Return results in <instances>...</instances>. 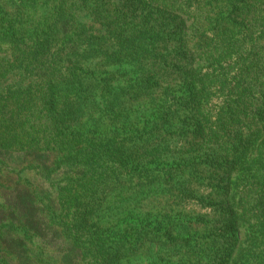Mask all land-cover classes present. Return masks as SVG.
<instances>
[{"label":"trees","instance_id":"trees-1","mask_svg":"<svg viewBox=\"0 0 264 264\" xmlns=\"http://www.w3.org/2000/svg\"><path fill=\"white\" fill-rule=\"evenodd\" d=\"M71 1L0 0V108L16 127L0 119V141L27 146L28 167L44 181L47 171L73 169L59 179L78 188L74 211L91 198L99 209L130 184L135 194L121 202L142 214L170 208L179 237L147 228L131 242L135 230L73 232L46 216L61 257L27 247L21 239L39 237L38 190L9 223L12 234L0 233V264L38 256L42 264H117L135 256L140 239L177 242L168 255L178 264H204L222 248L224 264H264V0ZM41 87L50 90L53 129L64 117L88 124L84 132L50 136L48 109L30 94ZM58 187L66 210L68 187ZM43 194L50 202V190ZM219 214L234 230L224 246L214 233Z\"/></svg>","mask_w":264,"mask_h":264},{"label":"rangeland","instance_id":"rangeland-1","mask_svg":"<svg viewBox=\"0 0 264 264\" xmlns=\"http://www.w3.org/2000/svg\"><path fill=\"white\" fill-rule=\"evenodd\" d=\"M75 1V0H74ZM72 0L71 2L74 3ZM88 17L86 16V13L80 14V19L83 21H86ZM92 67H88L87 69H91ZM111 67H106L104 69L105 72L110 73ZM50 90L45 89V87L32 89L30 91L31 96L34 98L33 101L36 103H39L40 106H42L44 109H48L49 112V120H47L48 123H50L49 129L50 136L51 137H57L58 140H63L61 137L64 133H68L71 131L76 132H84V128L86 126H89L86 123L81 124H75L72 121H65L64 117L58 118V121L55 124V127L53 129V122L55 115H52V112H50V106L51 102L48 98ZM40 99L38 101L37 99ZM62 106V105H60ZM4 109H6L4 107ZM4 113V114H3ZM10 113H8L6 110H3V108H0V119H2V123L4 125L9 124L13 128H16L14 124L6 121ZM22 119V116L20 117ZM20 119H18L20 121ZM57 120V119H56ZM1 123V124H2ZM0 124V125H1ZM85 125V126H84ZM28 129V128H27ZM17 130V129H15ZM4 132V127H0V134ZM1 147H0V233L3 235H9L12 234V231L17 226L19 219L21 220L25 214V210H28L27 203L29 200L33 199V196L36 195V193L40 192V197H42V201L38 202V200H35L34 206H33V214H40L38 218H36L37 224H39L40 230L37 231V234L39 237L34 239L32 243L26 242V240L21 239L22 244H26L27 247H32L34 249H49L52 254H55V256L61 257L59 253L57 252L59 243L58 240L52 238L51 234H47V231L45 230L44 218L46 216H49L50 218H54L56 216L57 218H60L59 220H66V224L64 226L62 225H54V227H65L66 225H69L71 230L73 232H82L87 234H95L97 232H104V231H112L116 230V232L119 231H132L135 230L136 232H133L131 235H129L130 241H136L137 238L141 239L143 238V235L139 234H145L146 230H153V231H159L166 233L167 231L171 233L166 234V236H178V232L175 228H170L171 225H175L176 222L174 219L172 221V218L168 219L169 216H171L173 213L170 210V208L165 209L163 213L157 212L154 209H148L147 211L140 212L141 210L139 208L136 209H130L129 206L125 205L121 202V200H125L126 198H129L128 196L133 195L135 193L133 188H129L130 185H124L123 188H121L120 191H123V194L118 193L116 196H110L106 197L104 199L103 205L96 209L94 206V198L88 199L89 203L86 205H82L78 211H74L72 208L68 207L71 206V204L74 202L70 198L77 197L76 195V189L73 186V184L67 180V179H59L60 176H64L62 172H65V177L72 176V170L70 167H67L66 169H58L53 172H46L50 175L48 176V180L44 181L40 179V177L35 174V169H30L28 165H32L34 161H31V154L28 156H24L23 152H26L27 146L22 147L20 144H3L0 141ZM3 148H6L7 152L3 151ZM29 152V150H28ZM141 168L146 167L145 163L141 162L139 164ZM77 183H81V181L77 180ZM65 184L67 186L63 187ZM65 190V188L68 187V190H66L67 196L65 199V206L68 207V209H64L60 206L62 202L58 200V195H54L55 190H59V187ZM96 187V186H95ZM43 189L50 190L51 192V200L50 202H47L44 194ZM180 187H176V191L179 190ZM98 190V189H96ZM119 192V191H118ZM123 196V197H122ZM48 203L51 207V213H46L44 210V204ZM44 203V204H43ZM46 203V204H47ZM123 207H128L125 210L122 209ZM132 207V206H130ZM53 208V213H52ZM30 210V209H29ZM199 210L204 213L205 209L202 207H199ZM190 213V212H188ZM189 217L194 218L196 215L199 216L201 219H203L204 222L207 223V221H212L211 216H207V214H196L191 213L187 214ZM229 214H219V220L220 224L218 225L217 229H214V233H216L218 240L217 243L220 241L223 242L221 245H225V240H227V236L229 233H233L234 230L228 231V226H230ZM126 222H124L125 220ZM124 220V221H123ZM12 222L13 224L16 223L15 227L9 231V223ZM242 229V228H241ZM240 228H237L236 233L241 234L243 233V230ZM130 234V233H129ZM15 235V234H14ZM141 244L138 246V252L135 254V256H130L129 259H124L121 262L117 264H178L177 261H175L174 256H169V249L172 246H175L177 242L170 241L168 244H161L156 241L145 239L141 240ZM138 244V242L136 243ZM222 248V247H221ZM33 249V250H34ZM39 251V250H37ZM37 251H35V256L38 255ZM223 255V248L222 250L216 249L210 253V255L205 259L204 264H224L221 260V257ZM39 258V256H38ZM37 257L33 258V263L31 264H42L41 261H39ZM21 261L24 260V257L20 258ZM27 261V258L24 260ZM89 261V259H88ZM87 261V262H88ZM93 259H90L91 264H96L92 262ZM120 261V260H119ZM17 263L16 261H14ZM54 262L59 263L60 260L58 257H55L54 259L50 260V263L53 264ZM101 264H111V260H108L107 262L101 260L99 261ZM88 263V264H89ZM87 264V263H86ZM116 264V263H113Z\"/></svg>","mask_w":264,"mask_h":264}]
</instances>
